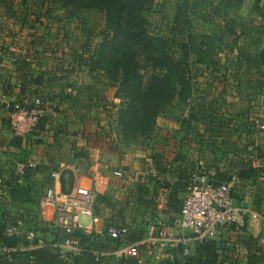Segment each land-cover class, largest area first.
I'll return each mask as SVG.
<instances>
[{
	"label": "crops",
	"instance_id": "crops-1",
	"mask_svg": "<svg viewBox=\"0 0 264 264\" xmlns=\"http://www.w3.org/2000/svg\"><path fill=\"white\" fill-rule=\"evenodd\" d=\"M254 29L257 30L256 27ZM63 41V37L52 41L51 52L46 50V54L40 55L36 62L34 60L37 58H30L34 51L31 48H36L31 45H36V42L28 41L31 45L25 48L23 55L12 52L13 60L0 68V168L9 171L16 161L14 156L20 160L27 157L34 163L30 177L32 186L48 183L51 170L72 172V187L74 184L90 187L97 195L93 224L86 233L93 232L99 238L107 236L108 226L104 228V224L108 216L104 214L110 211L111 214H118L113 217L118 221H109L108 225L126 227L136 240L151 233L152 227L163 220L178 230L180 212L174 210L170 201L176 195L183 203L191 177L196 173L213 175L216 165L232 171L238 170L239 166L230 168L235 163L214 161V155L205 145L202 150L206 149L204 151L211 158L207 161L204 159V152L198 149L195 133L188 135L183 131L181 120L174 117L175 114L176 117L180 114L189 115L190 109H182L183 106L178 103L173 108V117H158L157 128L151 138L141 143L125 142L118 131L116 114L121 100L119 103V99L114 97L115 102L111 103H115V108L108 106L111 117L107 116L98 103L100 98L104 100L105 92L100 93L104 88L90 74L86 64L90 50L87 53L86 50L76 51L75 47L62 46ZM24 58L29 63L25 67L19 63ZM197 87L200 91L198 94H201L200 85ZM109 91L106 97L112 96L110 99L113 100V93ZM257 91L262 92L260 89ZM39 96L50 99L47 115L35 136L21 137L20 147H17L18 140L11 132L9 114L2 101L30 100L34 103ZM194 96L191 105L198 97L197 94ZM231 101L219 99L217 102L218 110L227 118H233L228 129L233 130V133L229 138L225 137L229 140L226 145L228 156L233 159L245 158V161L251 158L254 166H262L264 158L258 148L264 149V103L258 102L259 110L254 111L261 110L263 115L253 116L246 109L243 113H237L233 110L236 104ZM244 122L247 126L242 127ZM199 132L203 133V130ZM262 178L255 183L254 180H241L234 176L231 183L234 193L239 197L234 198L249 211L247 234L260 236L259 242L264 247ZM258 202L261 210H258ZM247 234L223 229L217 240L221 244V240L227 236H239V240L232 244L236 248H232L228 255L246 262L247 251L240 240ZM165 248L163 245L148 247L146 251L142 250L141 259L138 260L142 263L144 260L152 262L161 259L165 256Z\"/></svg>",
	"mask_w": 264,
	"mask_h": 264
},
{
	"label": "trees",
	"instance_id": "trees-1",
	"mask_svg": "<svg viewBox=\"0 0 264 264\" xmlns=\"http://www.w3.org/2000/svg\"><path fill=\"white\" fill-rule=\"evenodd\" d=\"M54 1L61 6L69 7L73 13L94 10L105 15L102 39L86 60V64L95 80L99 81L102 74L107 77L110 81L109 87L115 88L114 97L121 100L117 122L118 131L125 142L141 143L151 138L157 128L158 117H173V108L175 103H178L183 107H189L190 113L188 116L177 115L178 117L175 114L174 117L181 120L183 131L188 135L191 132L195 133L198 149L204 152V159L207 161L211 156L204 151L208 149L214 155V161L235 163L230 165V168L239 166L238 170L232 171L216 165L215 173L210 176L207 174L213 182H231L234 176H237L241 180H254L256 183L263 177L260 181L264 186V164L257 167L253 165L254 160L251 158L245 161V158L233 159L228 156L226 145L229 144L228 138L233 133V130L228 129L233 118H227L214 104L208 102L206 96L198 94L200 91L197 79L200 73H204L200 65L211 60L219 70L218 60L212 58L217 51V37L214 29L213 33L205 31L199 34L187 27L190 22L189 8L185 2L177 3L168 31L169 38H166L163 34L151 32L149 28L147 11L152 0ZM233 1L239 6L245 2ZM252 7L264 20V0H253ZM200 19L202 18L197 19V22H200ZM259 25L263 27L262 23ZM242 26L245 33L248 24ZM174 46L179 50L177 55L174 53ZM19 63L24 67L29 64L25 58ZM255 63L257 66L264 65V48L257 54ZM195 94L198 95V100H195L197 105H191ZM243 126H247V123L244 122ZM201 129L204 134L199 132ZM14 137L18 140L16 146L20 147L22 136ZM204 145L207 148L202 150ZM258 150L264 158V149ZM14 165L15 162L6 172L0 168V178L14 179ZM224 167L227 168V165L224 164ZM33 169V167L27 169L23 182L10 190L6 202L0 199V244L17 249L8 254L0 253V264H140L138 258L126 254L104 255L97 258L95 251L103 252L119 247V241L108 234L102 239L93 232H76L74 237L80 240L83 250L79 254L67 252L64 256L65 252L54 245L31 248L39 238L51 243H62L67 238L62 229L52 227L40 218L39 209L37 217L27 218L28 216L24 215L22 219L15 218L11 212L16 204L38 207L45 186L51 183L50 171L48 183L32 186L30 177ZM73 180L72 172L63 171L61 181L64 190L71 189ZM189 183L190 180L187 184ZM233 196L239 198L234 191ZM173 199L170 205L175 211L180 212L181 216L182 200L176 195ZM258 210H261L259 202ZM14 223L19 224L18 233L13 236L6 235L7 227ZM246 227L241 231L243 235L248 232ZM37 233H41L42 237L37 236ZM259 241L260 236L255 237L249 233L240 240L247 251L246 262L222 254L219 241L213 240L205 245H194L188 255H182L181 247L174 248L171 251L175 253L174 260L166 258L160 264H263L264 247Z\"/></svg>",
	"mask_w": 264,
	"mask_h": 264
},
{
	"label": "rangeland",
	"instance_id": "rangeland-1",
	"mask_svg": "<svg viewBox=\"0 0 264 264\" xmlns=\"http://www.w3.org/2000/svg\"><path fill=\"white\" fill-rule=\"evenodd\" d=\"M178 2H185L189 8L190 22L187 27L192 32L201 34L214 29L217 37V51L212 58L218 60L219 70L215 68L211 60L207 61V64L200 65V69L204 71L197 79V85L201 87V94L206 96L208 102L216 107L219 99H228V101L233 100L231 102L236 104V107L233 106V110L235 109L237 113H243L246 109L248 113L251 111L253 116L258 114L262 116L264 111L260 110L256 113L254 111L259 110L258 102L264 103V65L257 66L255 59L260 50L264 48V20L257 13L251 16L254 11L253 7L249 9V6L251 3L253 4V0H245L240 6L236 5L233 0H152L148 5L149 11H147L151 32L163 34L164 37L169 38L168 31ZM199 18L202 19L197 22ZM261 23L263 27H260ZM243 24H248L245 33H243ZM104 29L105 15L94 10L73 13L69 7L61 6L54 0H0V68H4L8 62L13 60L11 59L14 54L12 52L23 55L25 48L31 45L28 44V41L31 40H35L36 45L31 46L36 48H31L34 50L33 56H29L31 59L37 58L34 60L35 62L39 61L40 55H45L47 51L51 52L53 48L51 42L60 37L64 38L62 46L75 47L76 51L86 50V53L90 50L89 55H91L102 39ZM175 52L176 55L179 54L176 46H174ZM35 53L37 57H35ZM14 57L16 58V56ZM34 61L32 60L33 63H35ZM99 82V85L102 84L101 88H104L100 93L105 92V95L104 100L100 98L98 103L107 116L111 117V113L108 111L111 110L109 107L115 108V103H111L114 101L115 88L109 87L110 81L104 74L100 76ZM215 82H218V85ZM109 89L113 93V100L110 99L112 96L106 97L107 92H110ZM259 89L263 95L256 94L260 92L257 91ZM39 99L50 100L47 96H39L35 100ZM196 99L198 100V98ZM17 102L22 103L23 101ZM254 106L256 107L254 108ZM182 109L187 110L189 107H182ZM34 134L35 132L29 135ZM235 204H238L237 200ZM11 212L18 219L24 218V215L28 216L27 218L37 217L38 207L37 205L16 204ZM106 215L108 217H106L104 228L108 226L109 221H118L113 218L118 214H111L110 211L109 214H104V216ZM81 219L88 223L91 218L83 215ZM36 235L42 237L41 233ZM239 238V236H227L225 240H221V253L230 254L231 249L236 248L232 244L236 243ZM174 248L166 246L164 257L152 262L150 259V261L144 260L140 264H160L166 258L172 261L174 259L171 256H174L175 253L171 251Z\"/></svg>",
	"mask_w": 264,
	"mask_h": 264
},
{
	"label": "built area",
	"instance_id": "built-area-1",
	"mask_svg": "<svg viewBox=\"0 0 264 264\" xmlns=\"http://www.w3.org/2000/svg\"><path fill=\"white\" fill-rule=\"evenodd\" d=\"M2 104L9 114L10 129L13 136H27L37 132L41 121L47 115L51 105L50 100L39 99L34 103L28 100L22 103L3 100ZM34 166L31 160H16L14 179L0 178V199L8 200L10 190L22 183L27 175V169ZM51 183L45 186L39 198V216L52 227L62 229L67 238L62 243L46 241L39 238L31 248L54 245L60 247L65 254H79L82 246L74 237L76 232H86L91 229L95 216L97 195L86 186L74 184L66 191L62 187V172L51 170ZM187 195L181 207L180 227L175 230L166 221H160L152 227L151 233L140 240H135L132 233L124 226L110 224L107 234L119 241V247L103 252L95 251L97 258L108 255L126 254L141 259L142 250L152 246L181 247L182 255H188L194 245H205L217 240L223 229L241 232L247 226L248 209L235 204L233 185L231 182L215 183L206 173L194 174L188 185ZM89 216L91 223L82 221V216ZM18 223L7 227L6 235L18 233ZM103 230H101V233ZM188 232V234H187ZM17 250L0 244V253L8 254ZM174 259V256H171Z\"/></svg>",
	"mask_w": 264,
	"mask_h": 264
}]
</instances>
